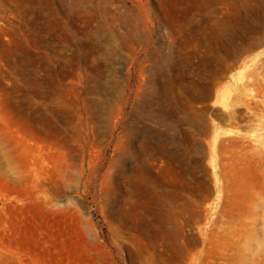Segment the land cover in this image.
<instances>
[{
    "label": "rangeland",
    "instance_id": "374dc122",
    "mask_svg": "<svg viewBox=\"0 0 264 264\" xmlns=\"http://www.w3.org/2000/svg\"><path fill=\"white\" fill-rule=\"evenodd\" d=\"M0 264H264V0H0Z\"/></svg>",
    "mask_w": 264,
    "mask_h": 264
},
{
    "label": "bare ground",
    "instance_id": "6f19581e",
    "mask_svg": "<svg viewBox=\"0 0 264 264\" xmlns=\"http://www.w3.org/2000/svg\"><path fill=\"white\" fill-rule=\"evenodd\" d=\"M243 90H244V93H247V92H246V91H247L246 87H243Z\"/></svg>",
    "mask_w": 264,
    "mask_h": 264
}]
</instances>
